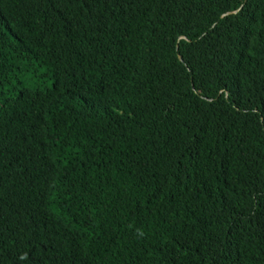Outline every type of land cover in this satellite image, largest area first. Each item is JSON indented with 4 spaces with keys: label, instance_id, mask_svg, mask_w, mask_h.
Wrapping results in <instances>:
<instances>
[{
    "label": "trees",
    "instance_id": "1",
    "mask_svg": "<svg viewBox=\"0 0 264 264\" xmlns=\"http://www.w3.org/2000/svg\"><path fill=\"white\" fill-rule=\"evenodd\" d=\"M0 264H264V0H0Z\"/></svg>",
    "mask_w": 264,
    "mask_h": 264
},
{
    "label": "water",
    "instance_id": "2",
    "mask_svg": "<svg viewBox=\"0 0 264 264\" xmlns=\"http://www.w3.org/2000/svg\"><path fill=\"white\" fill-rule=\"evenodd\" d=\"M180 59H182L181 56H180Z\"/></svg>",
    "mask_w": 264,
    "mask_h": 264
}]
</instances>
